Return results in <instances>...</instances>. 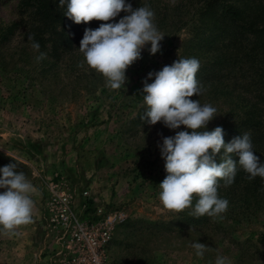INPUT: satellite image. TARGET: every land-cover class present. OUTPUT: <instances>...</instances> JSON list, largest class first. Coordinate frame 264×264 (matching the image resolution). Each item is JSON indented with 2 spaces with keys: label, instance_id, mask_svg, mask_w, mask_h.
Here are the masks:
<instances>
[{
  "label": "rangeland",
  "instance_id": "rangeland-1",
  "mask_svg": "<svg viewBox=\"0 0 264 264\" xmlns=\"http://www.w3.org/2000/svg\"><path fill=\"white\" fill-rule=\"evenodd\" d=\"M50 1L44 9L39 0H0V167L16 163L34 186L32 222L15 234L0 230V264H57L46 202L47 185L60 179L80 219L123 214L109 245L112 264H215L218 256L228 264H264V180H249L238 167L229 187L220 181L218 196L229 202L223 219L163 207L158 185L166 176L165 161L157 144L192 130L141 121L146 107L139 91L149 72L180 58L198 59L196 79L204 92L189 99L217 109L203 130L222 127L225 143L249 132L264 163V32H258L264 14L251 20L252 32L241 20L221 19L228 8L245 12L251 0H225L226 9L214 18L210 6L220 0H125L133 9L150 7L164 37L154 55L150 44L144 46L126 69V83L112 90L95 70L78 67V48L85 28L118 22L126 13L75 24L64 15L66 5ZM66 20L71 33L58 39ZM29 35L47 54L42 61ZM231 158L238 162L235 154ZM192 242L209 250L197 257Z\"/></svg>",
  "mask_w": 264,
  "mask_h": 264
},
{
  "label": "clouds",
  "instance_id": "clouds-1",
  "mask_svg": "<svg viewBox=\"0 0 264 264\" xmlns=\"http://www.w3.org/2000/svg\"><path fill=\"white\" fill-rule=\"evenodd\" d=\"M65 5L64 15L75 24L92 20L107 22L121 11L126 13L118 22L101 23L96 29L85 28L78 48L83 55L78 67L95 70L112 90H119L126 83L127 67L141 58L146 44L151 45L150 54L160 51L164 35L158 31L155 14L147 5L133 9L125 0H59L58 7ZM28 40L33 51L39 53L36 60L45 59L47 54L40 52L34 37L29 35ZM199 68L198 59L180 58L158 72H149L139 90L146 107L140 120L148 125L162 122L170 130L180 126L192 130L178 131L174 136L163 137L162 143L157 144L166 172L158 185L162 206L176 212L191 208L189 215L194 218L206 215L223 219L229 202L218 196L220 181L224 187H229L238 167L248 174L249 180L256 177L264 180V163L259 162L252 150L249 132L225 143L222 127L203 130L217 115V109L208 103L202 105L199 99H189L204 92L196 79ZM153 77L154 81L148 83ZM221 150V162L217 163L215 158ZM231 154L238 156V162ZM17 167L16 163L0 167V189H5L0 192V230L9 235L15 234L19 226L32 222L34 207L30 195L34 186ZM190 246L197 257H203L209 250L203 243L192 242ZM215 264H228L227 258L218 256Z\"/></svg>",
  "mask_w": 264,
  "mask_h": 264
},
{
  "label": "built area",
  "instance_id": "built-area-1",
  "mask_svg": "<svg viewBox=\"0 0 264 264\" xmlns=\"http://www.w3.org/2000/svg\"><path fill=\"white\" fill-rule=\"evenodd\" d=\"M64 180L47 185V228L53 235L57 264H112L109 245L117 224L124 221L120 212L101 219H80L73 210V196Z\"/></svg>",
  "mask_w": 264,
  "mask_h": 264
},
{
  "label": "trees",
  "instance_id": "trees-1",
  "mask_svg": "<svg viewBox=\"0 0 264 264\" xmlns=\"http://www.w3.org/2000/svg\"><path fill=\"white\" fill-rule=\"evenodd\" d=\"M37 1V0H36ZM224 1L225 0H220L218 3H213L210 6V13H208L210 18H214V17H218L220 16L218 14V10L220 8H223V10H225L226 8H224ZM252 1V5L249 6V8L245 11V12H241V11H237L236 8H228L226 9V14H223V18L221 19H227V20H231L232 18L241 20L242 22H244L245 24H247L246 29H248L249 31L254 32L256 30V27L253 25V23H250L252 19H254L256 16L262 15L264 14V0H259L256 1L255 0H251ZM51 1L50 0H39V7H44V9H46V7H50ZM49 5V6H48ZM50 9L47 13V15L49 14ZM226 20V21H227ZM69 28V20H66L64 23V26L62 28V33H57V37L59 38H68V35L66 34L67 31H69V29L66 28V25ZM222 24V23H220ZM264 32V26L263 28H260L258 30V32ZM69 34L71 33V31L68 32ZM61 42V41H60ZM71 41L69 40L68 43H70Z\"/></svg>",
  "mask_w": 264,
  "mask_h": 264
}]
</instances>
